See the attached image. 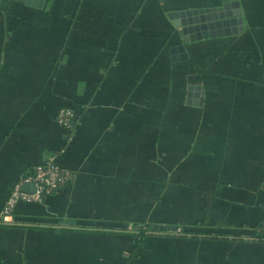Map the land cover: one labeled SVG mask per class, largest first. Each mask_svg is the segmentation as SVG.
<instances>
[{
	"label": "crops",
	"instance_id": "obj_1",
	"mask_svg": "<svg viewBox=\"0 0 264 264\" xmlns=\"http://www.w3.org/2000/svg\"><path fill=\"white\" fill-rule=\"evenodd\" d=\"M231 1H0V209L38 163L72 174L16 203L0 264H264V0L169 49V11Z\"/></svg>",
	"mask_w": 264,
	"mask_h": 264
},
{
	"label": "water",
	"instance_id": "obj_2",
	"mask_svg": "<svg viewBox=\"0 0 264 264\" xmlns=\"http://www.w3.org/2000/svg\"><path fill=\"white\" fill-rule=\"evenodd\" d=\"M2 1V0H0ZM27 4L41 5L43 0H22ZM236 0L231 2H223L219 6L212 7H197V8H183L179 10H171L168 16L173 24L178 27V32L182 37L183 42L173 44L170 46L172 54L177 51L181 54L172 55V58H183L186 56L184 43L194 41L203 37L234 34L243 27V18ZM235 8H232V7ZM189 88L199 89L198 85H190ZM201 90V89H199ZM191 91H188V95ZM194 94H198L195 92ZM201 95V92H200ZM201 100H193L187 98V102L198 103ZM23 188L33 189V184H24ZM170 227V226H167ZM176 226L171 228L175 229Z\"/></svg>",
	"mask_w": 264,
	"mask_h": 264
},
{
	"label": "built area",
	"instance_id": "obj_3",
	"mask_svg": "<svg viewBox=\"0 0 264 264\" xmlns=\"http://www.w3.org/2000/svg\"><path fill=\"white\" fill-rule=\"evenodd\" d=\"M74 111L69 107H60L56 114L57 122L67 130L73 125ZM72 176L69 170L62 169L53 157L45 162L38 163L30 173L22 175L9 192L2 208L0 209V223L11 220V215L19 200L29 202L41 199ZM24 184H33V189L23 188ZM10 218V219H9Z\"/></svg>",
	"mask_w": 264,
	"mask_h": 264
},
{
	"label": "trees",
	"instance_id": "obj_4",
	"mask_svg": "<svg viewBox=\"0 0 264 264\" xmlns=\"http://www.w3.org/2000/svg\"><path fill=\"white\" fill-rule=\"evenodd\" d=\"M153 231V230H152ZM189 230H185V232L187 233Z\"/></svg>",
	"mask_w": 264,
	"mask_h": 264
}]
</instances>
